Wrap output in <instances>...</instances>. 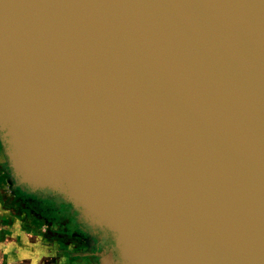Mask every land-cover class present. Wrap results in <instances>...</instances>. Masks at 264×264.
<instances>
[{"label":"water","instance_id":"1","mask_svg":"<svg viewBox=\"0 0 264 264\" xmlns=\"http://www.w3.org/2000/svg\"><path fill=\"white\" fill-rule=\"evenodd\" d=\"M0 160L103 264H264V0H0Z\"/></svg>","mask_w":264,"mask_h":264},{"label":"flooded vegetation","instance_id":"2","mask_svg":"<svg viewBox=\"0 0 264 264\" xmlns=\"http://www.w3.org/2000/svg\"><path fill=\"white\" fill-rule=\"evenodd\" d=\"M0 163L5 169L2 160ZM15 190L20 199L48 223L52 233H59V240L68 243L67 252H61V257L73 262L71 264H103L101 252L112 247V240L104 237L102 232L95 233L89 227L81 225L70 204L51 194L31 196Z\"/></svg>","mask_w":264,"mask_h":264},{"label":"crops","instance_id":"3","mask_svg":"<svg viewBox=\"0 0 264 264\" xmlns=\"http://www.w3.org/2000/svg\"><path fill=\"white\" fill-rule=\"evenodd\" d=\"M27 229L9 222L0 229V264L73 263L61 257L67 252L68 243L59 240V233H52V229L50 233V228L46 230L43 226H37L36 232Z\"/></svg>","mask_w":264,"mask_h":264},{"label":"rangeland","instance_id":"4","mask_svg":"<svg viewBox=\"0 0 264 264\" xmlns=\"http://www.w3.org/2000/svg\"><path fill=\"white\" fill-rule=\"evenodd\" d=\"M16 192L4 167L0 164V229L8 222L12 226L15 224H19L20 227L27 226L28 232L32 230L36 232L37 226H43L46 230L50 228L48 223L20 199Z\"/></svg>","mask_w":264,"mask_h":264}]
</instances>
